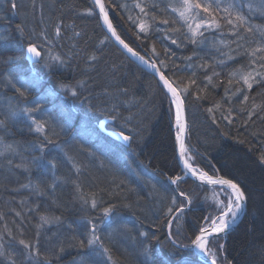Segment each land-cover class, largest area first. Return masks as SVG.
Segmentation results:
<instances>
[{"label": "trees", "instance_id": "trees-1", "mask_svg": "<svg viewBox=\"0 0 264 264\" xmlns=\"http://www.w3.org/2000/svg\"><path fill=\"white\" fill-rule=\"evenodd\" d=\"M16 2L20 7L12 10L6 0H0V74L11 73L16 80L31 81L34 75L39 79L35 86L28 88L26 97H20L0 75V119L10 111L19 113L8 121L6 128H0L3 142L0 150L7 144L17 150L0 156V234L5 236L4 242L8 240L7 230L18 235L22 228L25 237L32 238L37 231L39 215L60 216L64 222L59 231L64 236L65 251L54 258L53 263L81 264L82 254L87 250L72 247V244L84 237L85 221L93 219L99 224L101 235L112 236L110 247L115 264H202L191 251L174 252L167 242L168 230L162 212L169 201L162 185L169 175L180 174V170L175 161L169 100L158 81L112 44L91 1ZM103 2L106 6L109 4V0ZM137 2L141 0H112L114 5H126L109 9L117 34L145 59L157 62L159 67V61L164 60L167 69L161 70L166 71L170 79L187 82L195 71L193 78L197 85L201 88L207 85V91L200 93L206 99L188 101L186 140L189 155L195 166L210 175L215 172L223 178L238 181L248 197L246 215L233 231L218 241L224 244L219 253L220 264H264V164L259 162V156L264 152V111L257 107L251 120L240 111L253 104L264 106V86L254 85L247 93L250 99L244 105L239 103L242 97L232 96V90L239 85L229 86L227 80L230 72L248 64V58L243 55L227 61V66L217 67L220 77H213V83L208 84L199 65L216 59L227 60L211 44L215 40L224 52L228 51L219 45L220 32L206 33L209 44L205 48L191 44L178 47L170 40L162 39L166 35L167 26L164 25H159L157 31V25L153 24L145 37L135 23L140 18L139 9L135 7ZM142 2L149 8L155 3V12L169 19L170 24L173 19L178 20L170 9L167 13L164 11L176 0ZM89 11L93 14L89 15ZM251 22L264 24V18L254 16ZM171 26L180 28V23ZM57 27L61 30L59 36L55 34ZM18 28H23V33ZM224 32L223 39H230L226 29ZM29 40L41 52L35 63L25 60ZM153 44L158 55L152 53ZM165 49H168L167 53ZM189 56L191 61L186 59ZM120 88H127V94L120 92ZM226 88H229L227 96ZM73 91L76 96L72 95ZM229 98L231 104L226 102ZM38 100L40 111L31 115L46 122V132L54 142L48 144L45 151L47 159H56L57 167L50 169L41 162L25 171L15 165L29 163L39 155L36 145L43 137L34 131V126L30 129L31 120L22 109L33 107ZM217 104L219 108L215 107ZM209 107L214 109L212 114L206 111ZM114 108L121 117H133L128 127H133L137 135L131 148L98 131V122L106 119L105 127L119 131L118 125L123 119L113 121L110 113ZM229 108L232 109L231 124L221 118V113L226 114ZM9 160L13 163L9 164ZM37 183L44 188V195H38L34 190ZM77 185L80 192L95 193L101 206L115 204L113 215L100 223L101 212H93L90 206L82 205ZM179 189L194 194V190L205 191L207 187L186 179ZM194 207L180 223V240L196 232L201 218L207 215L203 209ZM17 212L22 215L17 216ZM67 224L73 225L75 233L64 231ZM174 226L175 222L172 228L175 233ZM40 232L41 246L46 247L48 226ZM141 232L155 233L159 237L151 242L150 250L146 251ZM13 249L19 252L20 246L13 242L9 251ZM0 264L10 262L0 257Z\"/></svg>", "mask_w": 264, "mask_h": 264}, {"label": "snow or ice", "instance_id": "snow-or-ice-1", "mask_svg": "<svg viewBox=\"0 0 264 264\" xmlns=\"http://www.w3.org/2000/svg\"><path fill=\"white\" fill-rule=\"evenodd\" d=\"M6 2L10 4L12 10H17L20 7L16 0H6ZM95 7H98L99 16L102 17L103 23L107 26V30L111 33L112 37L128 53L137 57L143 64L152 68L158 74V83L161 85V91L165 98L169 100L168 115L170 122L175 127V143L178 146V157L179 161L183 164V168L180 174L169 175L167 182L162 185L163 192L169 201L166 210L162 212V215L166 219L165 227L168 230L167 242L174 252L193 251L199 254L203 264H220L219 253L223 250L224 244L218 243V241L223 238L221 234L226 233L230 223L234 224L240 215L244 213L248 197L245 189L238 181L223 178L216 175L215 172L210 175L207 171L196 167L192 163V156L189 155L190 150L185 139L186 132L188 131V101L190 99L195 101L206 99V96H202L200 93L207 91V85H204L203 88L197 85L196 79L193 78L196 76L195 71L191 73L187 82L183 79L172 80L166 71L161 70L162 68L167 69V63L164 60L159 61L160 67H158L157 62L145 59L144 56L139 55L138 52L129 47L117 34L109 19V9L113 7H126V5H114L112 0H109V4L106 6L103 0H95ZM135 7L139 9L140 18L135 22L137 23L139 32L144 33L145 37H147L148 33L152 30L153 24L157 25V31L160 30L159 25L167 26L166 35L162 39H168L178 47L181 44H191L201 48L208 47L209 40L206 33L219 31L222 37L219 45H223L228 51L224 52L215 40H212L211 44L221 56H226L227 60L216 59L213 62L205 61L199 67L205 72L204 79L208 81V84H212L213 77L218 78L221 75L216 70L217 67L227 66V61L235 60L239 55L247 57L248 64L230 72L227 80L229 86L233 85V83L239 85V87L232 90V96L242 97L239 100V103L242 105L247 104L249 101L250 97L247 93L253 89L254 85L264 86V24L251 22L254 16L264 18V0H176L174 4H170L164 11L167 13L170 9V13L178 17V20L173 19L171 24L179 22L180 28L172 27L169 19L163 18L160 14L156 13L155 9L157 5L155 3L149 8V5L143 3L141 0V2L135 4ZM88 14L92 15L93 12L89 11ZM131 19L132 17L129 16V20ZM225 29L227 30V36L230 38L228 40L223 39ZM18 31L23 33V28H18ZM168 33H179V35L173 36ZM55 34L57 36L61 34L59 27L55 29ZM75 34L79 35V33ZM26 51L33 57H41V52L38 50L37 45L31 42V40H29ZM167 52L168 49H165V53ZM152 53L153 55H158L154 44L152 46ZM92 59L95 60L96 57L93 56ZM186 59L191 61L192 57L189 56ZM209 70H211V74H208ZM0 75L4 76L8 86L14 89L20 97H26L28 88L35 86L39 79L35 75L31 81L16 80L12 77L11 73ZM61 87L64 86L61 85ZM119 91L126 95L128 89L120 88ZM228 92L229 88H226V96ZM72 95L76 96L77 93L73 91ZM226 102L231 104V98ZM40 106L41 102L38 100L34 102L33 107L22 109V112L31 120L30 129L34 126V131L43 137L36 145L39 148L40 154L35 156L29 163H18L15 165L16 168H23L25 171H30L33 165L39 166L41 162L46 163L50 169L57 167L56 159H47L48 153L45 151L47 145L54 142L46 132V122H42L31 115L33 112L40 111ZM215 107L219 108L220 105L217 104ZM257 107H260V110L264 111V106L255 104L251 108H242L240 111L245 112L248 119L251 120L252 116L256 115ZM206 111L212 114L214 109L209 107ZM18 115L19 113L15 111L5 114L4 118L0 119V128H6L8 121ZM110 115L114 122L123 119V123L118 125L119 131L115 132V135L131 148L137 135L133 127H128L133 117L131 115L121 117L117 114L115 108ZM231 116V108L227 110L226 114L221 113V118L227 120L229 124L233 122L230 119ZM213 122H215L214 116ZM2 143V140H0V144ZM57 148H59V145H57ZM16 151V148L11 144L3 145V150H0V156H5L6 153H16ZM65 155L67 154L65 153ZM69 159L72 158L69 157ZM259 162L264 164V152H261ZM8 163L12 164L13 162L9 160ZM73 166L75 167L74 163ZM76 170L79 172L80 169L77 168ZM187 178H192L194 181L199 182L200 185L206 183L207 185L220 186V190L226 193V203L217 199L216 207L201 218L196 232L184 240H180L178 239L181 235L180 221L187 212L192 211L195 201V197L179 189L180 183ZM28 186L23 185V187ZM34 190L38 195H44V188L41 183H37L34 186ZM77 191L80 192L79 185H77ZM79 199L83 206H90L93 212L96 210L101 212V216L99 217L100 223L110 218L116 207L115 204L101 206L95 198V193L85 194L80 192ZM125 206L130 207V205ZM38 208L39 205H37ZM29 211H32V209ZM16 215L20 216L22 213L17 212ZM173 222L177 226L175 233L172 230ZM63 223L60 216L44 214L39 215V224L36 226L37 231L32 238H26L22 228L19 230L18 235L11 230H7V242H4L5 236L0 234V257L8 260L10 264H53L54 258L65 251L64 236L59 231ZM44 226H48L49 233L46 236V247L42 251L40 229ZM85 227L86 232L84 237L72 244V247L87 250L82 254L81 264H109V262L110 264H115L111 255V234L101 235L99 224L93 219L85 221ZM52 228H56L57 231H51ZM64 231L75 233V228L72 224H67L64 227ZM140 236L144 237L146 251L150 250L153 240H159V237L155 233L150 235L148 232H141ZM13 242L20 246L19 252H16L14 249L9 251L10 248H13ZM16 256H22L23 259L17 261Z\"/></svg>", "mask_w": 264, "mask_h": 264}, {"label": "water", "instance_id": "water-1", "mask_svg": "<svg viewBox=\"0 0 264 264\" xmlns=\"http://www.w3.org/2000/svg\"><path fill=\"white\" fill-rule=\"evenodd\" d=\"M92 2V4L95 6V0H89ZM96 10H97V13H98V16H99V9L98 7H95ZM109 19L111 21V18H110V15H109ZM100 20H101V23H102V26L104 27V31L107 35V37L110 38V41L112 42V44H114L115 47H117L119 49V51L125 56L127 57L134 65H136L137 67H140L144 72H147L149 73L151 76H153L157 81H159V76L158 74L152 69V68H149L147 67L145 64H143L137 57H134L132 56L130 53L127 52L126 49L123 48L122 45H120L116 39L114 37H112L111 33L108 32L107 30V26L104 25L103 23V19L102 17H100ZM114 27V26H113ZM130 47V46H129ZM26 51V49H25ZM140 55V54H139ZM37 57H33L30 53H27V51L25 52V60L27 62H30V63H35L37 61ZM148 60V59H147ZM158 66V65H157ZM159 67V66H158ZM161 86V85H160ZM98 131L99 133H101L102 135L104 136H108L110 138H112L113 140L115 141H118L124 145H127L125 144L121 139H119L116 135H115V132L108 129L106 126V123H108V119L106 120H100L98 122ZM172 130H173V141H174V151H175V161L177 162V165L179 167V170L181 172V169L183 168V164L182 162L179 161V157H178V146L176 145L175 143V127H174V124L172 125ZM187 134H188V131L186 132V136H185V139H187ZM186 143H187V140H186ZM187 180H189L190 182H193V183H196L198 184L199 186H202V187H207V188H220V186L216 185V186H213V185H207L206 183L203 184V185H200L199 182L197 181H194L192 178H187ZM246 208H247V202H246V205H245V210H244V213H242L239 217V219L234 223H230L229 225V228L227 229L226 233H223L221 234L222 237H226L228 235L229 232L233 231L238 225H239V222L242 220V218L246 215ZM192 254L197 258V261H199L200 263L203 264L199 254L191 251Z\"/></svg>", "mask_w": 264, "mask_h": 264}, {"label": "rangeland", "instance_id": "rangeland-1", "mask_svg": "<svg viewBox=\"0 0 264 264\" xmlns=\"http://www.w3.org/2000/svg\"><path fill=\"white\" fill-rule=\"evenodd\" d=\"M38 59H37V61H38ZM187 193H189L190 195L195 197V201L193 204L195 206L194 209L195 208L203 209L205 214H208L209 212H211L216 207V200L217 199L226 203V200H225L226 193L221 191L220 188H207V190H205V191L194 190V194L189 192V190H187ZM205 198H207V199H205ZM221 206H223V205H221ZM184 217L185 216L182 217L181 221L184 219ZM181 221H180V223H181ZM174 227L176 230V228H177L176 223H175ZM180 230H181V226H180ZM41 247H45V246H41ZM41 250L43 251L44 249L41 248ZM16 259H17V261H20L23 259V257H20V258L16 257ZM53 264H55V263H53Z\"/></svg>", "mask_w": 264, "mask_h": 264}, {"label": "bare ground", "instance_id": "bare-ground-1", "mask_svg": "<svg viewBox=\"0 0 264 264\" xmlns=\"http://www.w3.org/2000/svg\"><path fill=\"white\" fill-rule=\"evenodd\" d=\"M126 43V42H125ZM131 47V46H130ZM133 49V48H132ZM134 50V49H133ZM134 51H136V50H134ZM137 52V51H136ZM202 187V186H201Z\"/></svg>", "mask_w": 264, "mask_h": 264}]
</instances>
